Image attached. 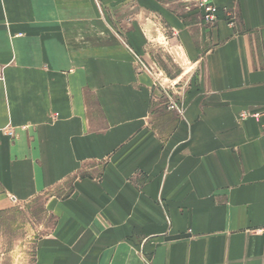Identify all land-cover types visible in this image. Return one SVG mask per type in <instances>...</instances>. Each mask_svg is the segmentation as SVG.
<instances>
[{
  "label": "crops",
  "instance_id": "0c3cea01",
  "mask_svg": "<svg viewBox=\"0 0 264 264\" xmlns=\"http://www.w3.org/2000/svg\"><path fill=\"white\" fill-rule=\"evenodd\" d=\"M166 2L0 0L4 264H264V0Z\"/></svg>",
  "mask_w": 264,
  "mask_h": 264
},
{
  "label": "rangeland",
  "instance_id": "374dc122",
  "mask_svg": "<svg viewBox=\"0 0 264 264\" xmlns=\"http://www.w3.org/2000/svg\"><path fill=\"white\" fill-rule=\"evenodd\" d=\"M164 1H167L165 4L169 8H171L172 10L177 11V12H183L182 10H186V9H199L201 11L203 21L206 24H210V23L216 24L217 21L219 20L218 10L217 9H216V13L214 15L215 19H209L208 18V16H209L208 13L209 12L207 11L206 7L205 8L201 7V0H164ZM211 2H212V0H211ZM145 17H146V19H143V21L145 22L144 24H147V23L150 24V22H151V24H150L151 26L148 28V32L151 34L150 37L152 38V41L150 43V46H152L150 48V52H153V53H151V54L149 53L148 54L146 52L147 54L144 57H142V58L140 57V59L143 60V58H145V57L147 58L148 55H151V60L156 58V60L158 59L159 62L162 63V66H160V69H161V71H163V75H166V74L168 75V73L171 74V75H177L178 72H182V73H185L184 78H187V76H189L191 74V66L186 65L183 62L182 58L180 59V57H178L173 51H171V49L166 48V46L164 45L166 43V41L163 40L164 39V31L161 29L162 27L163 28L165 27L164 26L165 25L164 24V20L161 19L160 17L150 18V17H148V15L145 16ZM107 22H108V25L111 26L110 28L107 27L108 30L109 29L110 30H115V28L117 30H120L121 26L120 27L119 26H115L114 19H108ZM127 24L130 25L129 22H126V25ZM128 25L125 26V27H128ZM145 29H147L146 26H145ZM121 42H125L126 44H128V42H127V40L125 38H123L121 40ZM173 58L180 59L181 62H180V60L177 61V62H171L170 59L173 60ZM153 69L154 70L148 68V70L151 73H155L156 72V73L160 74V71L157 72V70L155 68H153ZM142 70H144V68ZM161 84H163V83H161ZM161 84H160V86H161ZM164 84H166V83H164ZM167 84H166V86H168V88H170L172 90H174V86H175L176 90H177V88L179 86V84L178 85H173V84H169V83H167ZM168 88L166 87V89H167L166 93H168L169 96H171V98L174 101L176 99H178L179 94L171 95V93L168 91L169 90ZM178 92H181V90L178 91ZM176 102H177V100H176ZM30 217L33 219L34 218L33 214L30 215ZM11 218H13V216ZM15 218H17L16 220L18 222V220H19L18 216H15ZM47 220L48 219L43 220V228H38L37 227L35 229L33 228V230L24 229V231H22L20 233L17 232V234L27 235V236L32 235L35 232H37V234L38 233L45 234L50 229V222H49L50 219L48 221ZM14 230L18 231L20 229L19 228H16V229L14 228ZM11 261H14V260H11ZM4 263H6V262L0 261V264H4Z\"/></svg>",
  "mask_w": 264,
  "mask_h": 264
},
{
  "label": "built area",
  "instance_id": "2783aa9c",
  "mask_svg": "<svg viewBox=\"0 0 264 264\" xmlns=\"http://www.w3.org/2000/svg\"><path fill=\"white\" fill-rule=\"evenodd\" d=\"M201 7L207 9L208 13V18L209 19H215V13H216V8L213 6V4L211 3V0H201ZM213 16V17H212ZM4 77V67L2 65H0V80H3ZM169 100H170V109L175 110L177 112H182V108L179 107L178 102L174 101L171 96H169L168 93H166Z\"/></svg>",
  "mask_w": 264,
  "mask_h": 264
}]
</instances>
